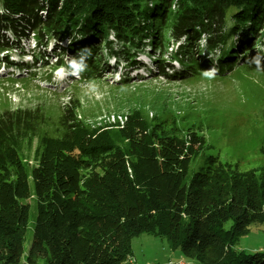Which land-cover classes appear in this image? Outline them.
I'll use <instances>...</instances> for the list:
<instances>
[{"label": "trees", "instance_id": "1", "mask_svg": "<svg viewBox=\"0 0 264 264\" xmlns=\"http://www.w3.org/2000/svg\"><path fill=\"white\" fill-rule=\"evenodd\" d=\"M263 31L264 0H0V51L25 53L6 33L20 39L33 33L37 48L47 47L51 38L55 46L71 38L77 65L83 64L77 42L92 39L93 55L104 50L116 56L111 35L130 46L145 38L160 52L184 38L192 47L184 57L196 62L201 52L194 48L209 34L208 50L218 49L224 59L219 73L240 59L263 71L259 42L254 43ZM56 56L64 64V57ZM85 62L93 70L101 60L93 56ZM49 122L40 109L4 111L0 152L23 134L46 137ZM82 129L76 107L69 105L41 162L39 178L54 184L37 204L28 250L29 210L0 200V264H130L132 241L145 233L166 239L197 264H264V252L238 249L253 226L264 227V169L240 172L210 158L194 172L197 153L187 147L184 154L185 141L174 131L155 145L150 138L157 132L144 126V140L124 151L101 138L90 140ZM97 162L104 164L103 172L94 167ZM80 170L89 172L84 179Z\"/></svg>", "mask_w": 264, "mask_h": 264}, {"label": "rangeland", "instance_id": "2", "mask_svg": "<svg viewBox=\"0 0 264 264\" xmlns=\"http://www.w3.org/2000/svg\"><path fill=\"white\" fill-rule=\"evenodd\" d=\"M226 25L231 28L229 21ZM163 32L164 29L157 34ZM4 36L26 53L37 56L20 50L0 51V114L7 110L40 109L50 120L46 137L41 133L23 134L8 141L0 152V200L6 204L16 201L29 210L27 250L33 239L37 204L54 184L39 178L41 162L48 144L56 140L55 129L69 105L76 107L83 133L90 140L101 138L125 151L144 140L141 128L146 126L157 132L150 138L155 145L170 131L177 133L173 136L185 141L183 153H187V147L197 153L191 166L194 172L206 168L210 158L233 169L238 167L240 172L264 169V36L254 39L255 44L259 42L263 71L249 69L240 59L222 73L219 69L224 59L218 49L208 50L209 34L202 35L194 48L201 52L200 57L195 56L197 63L184 57L192 50L184 38L171 42L166 52H160L145 38L130 46L111 35L116 56L104 50L99 54L94 51L93 55L88 51L92 39L87 42L90 46L75 44L83 53L82 65L72 60L76 55L69 51L71 38L58 46L51 38L47 47L36 50L33 33L22 41L17 35ZM232 41L238 45L239 39L235 36ZM56 53L64 57L60 69L55 62ZM93 56L101 62L90 70L84 63L92 61ZM72 70L77 71L79 79L71 76ZM194 137L200 143L191 144ZM94 167L104 171V164L97 162ZM80 172L81 179L89 173ZM238 249L249 254L264 252V227L253 226ZM132 252L136 264H197L184 258L180 250H172L166 239L155 234L134 238Z\"/></svg>", "mask_w": 264, "mask_h": 264}, {"label": "bare ground", "instance_id": "3", "mask_svg": "<svg viewBox=\"0 0 264 264\" xmlns=\"http://www.w3.org/2000/svg\"><path fill=\"white\" fill-rule=\"evenodd\" d=\"M133 258H131L129 261H130V264H133ZM182 264H186V262H181Z\"/></svg>", "mask_w": 264, "mask_h": 264}, {"label": "built area", "instance_id": "4", "mask_svg": "<svg viewBox=\"0 0 264 264\" xmlns=\"http://www.w3.org/2000/svg\"><path fill=\"white\" fill-rule=\"evenodd\" d=\"M133 264H136V263H135V260H133ZM178 264H182V263H181V262H179Z\"/></svg>", "mask_w": 264, "mask_h": 264}]
</instances>
